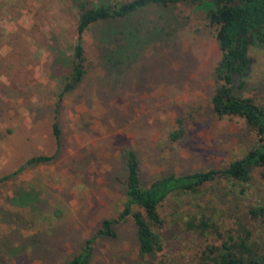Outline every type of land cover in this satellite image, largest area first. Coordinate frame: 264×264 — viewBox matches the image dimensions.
<instances>
[{"label":"rangeland","instance_id":"rangeland-1","mask_svg":"<svg viewBox=\"0 0 264 264\" xmlns=\"http://www.w3.org/2000/svg\"><path fill=\"white\" fill-rule=\"evenodd\" d=\"M78 1L0 0V264H60L92 236L90 264H195L206 245L228 236L264 251V168L255 167L245 182L218 178L195 194L168 196L159 206L161 249L138 256L131 219H118L123 150L136 153L147 185L171 172L223 168L257 135L243 118L212 112L220 52L215 27L191 3L149 5L90 25L82 34L84 75L65 89ZM115 24L133 30L136 43L108 71L104 33ZM247 54L231 93L264 109V49L250 45ZM40 155L51 158L31 161ZM103 218L116 220L113 235L96 233ZM189 220L207 228L198 233Z\"/></svg>","mask_w":264,"mask_h":264},{"label":"trees","instance_id":"trees-1","mask_svg":"<svg viewBox=\"0 0 264 264\" xmlns=\"http://www.w3.org/2000/svg\"><path fill=\"white\" fill-rule=\"evenodd\" d=\"M177 3H191L204 11L208 23L215 27V40L220 57L213 68L215 78L214 92L210 99L212 112L217 117L239 116L248 128L257 135L256 143L240 158L234 159L220 169H207L188 173H167L154 177L143 185L139 176V160L131 148L122 152L124 161L123 208L118 215L122 220L129 217L132 221L137 254L142 258H153L161 249L156 232L162 225L159 206L168 196L195 194L205 183L218 178L245 182L255 167L264 168V109L250 97H237L231 93L234 78H241L249 64L247 54L250 45L264 49V0H126L118 4L99 3L86 6L83 0L77 2L79 9L72 45V61L65 89H73L84 75V55L82 34L92 24L121 21L128 15L149 5L169 6ZM121 24L104 33V41L110 44L105 57L107 70H116L135 47L133 30H124ZM241 81H239V87ZM52 133L58 147L60 137L56 122L52 123ZM174 131L171 136L176 137ZM51 156H35L31 161H48ZM10 176V175H8ZM8 176H5L8 177ZM263 208L252 209L258 214ZM115 219L103 218L97 230L98 235L111 236ZM188 228L203 233L207 228L204 220L194 223L189 220ZM94 236L86 239L79 250L60 264H90L91 243ZM195 264H264V251L256 250L244 237L228 236L220 245H206Z\"/></svg>","mask_w":264,"mask_h":264},{"label":"water","instance_id":"water-1","mask_svg":"<svg viewBox=\"0 0 264 264\" xmlns=\"http://www.w3.org/2000/svg\"><path fill=\"white\" fill-rule=\"evenodd\" d=\"M247 68H248V65H246V69ZM236 76H237V78L234 79L233 88H236L238 83H239V81H240V76L239 75H236Z\"/></svg>","mask_w":264,"mask_h":264},{"label":"flooded vegetation","instance_id":"flooded-vegetation-1","mask_svg":"<svg viewBox=\"0 0 264 264\" xmlns=\"http://www.w3.org/2000/svg\"><path fill=\"white\" fill-rule=\"evenodd\" d=\"M249 62H250V59H249ZM236 75H239V74H238V73H234V74L232 75V77H233L234 79H236V78H237Z\"/></svg>","mask_w":264,"mask_h":264}]
</instances>
